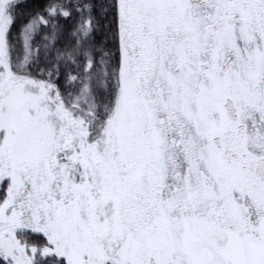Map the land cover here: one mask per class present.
Returning <instances> with one entry per match:
<instances>
[{
  "label": "snow or ice",
  "instance_id": "6c2138e0",
  "mask_svg": "<svg viewBox=\"0 0 264 264\" xmlns=\"http://www.w3.org/2000/svg\"><path fill=\"white\" fill-rule=\"evenodd\" d=\"M0 264H264V0H0Z\"/></svg>",
  "mask_w": 264,
  "mask_h": 264
}]
</instances>
